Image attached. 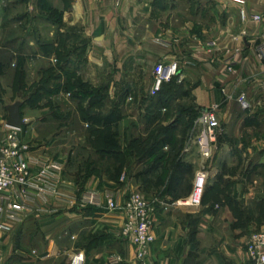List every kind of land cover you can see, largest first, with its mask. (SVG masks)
I'll list each match as a JSON object with an SVG mask.
<instances>
[{
	"label": "crops",
	"instance_id": "1",
	"mask_svg": "<svg viewBox=\"0 0 264 264\" xmlns=\"http://www.w3.org/2000/svg\"><path fill=\"white\" fill-rule=\"evenodd\" d=\"M135 1L138 0H74L69 19L73 25L85 28L92 40L93 54L96 50L114 54L121 68L133 70L143 64L153 78L158 63L178 61L184 77L182 84L193 109L220 105L223 133H232L231 139L220 138L219 158L210 169L209 189L220 184L221 177L222 191H212L216 193L212 202L200 209L177 205L190 196L202 164L197 148L190 147L187 152L190 133L185 131L184 138L178 133L182 140L178 141L180 151L176 150L171 163H166L164 157L156 161L154 189L133 181L120 186L121 181L117 184L105 179L106 184H102L93 177L88 188L100 194L102 203L88 210L77 204L61 205L58 215L31 217L21 224L0 214V264H72L79 254L84 256L83 264H111L115 257L121 259L119 264H143L137 258L135 246L122 237L126 213L122 209L110 211L106 203V197L113 195L119 207H123L129 194L141 188L146 198H153L150 202L155 207L156 241L146 264H253L246 242L264 229V58L257 52L258 47L264 46V20L244 22L240 10L245 8L250 18L264 14V0H243V5L222 0V5L230 4V8L237 10L241 24L236 32L225 30L215 48L200 41L180 47L168 41H151L148 36L137 39L133 28L126 31L120 26L121 21L134 17L129 7ZM230 59L232 72L228 71ZM242 92L247 93L251 103L247 112L236 101ZM228 96L232 99L227 100ZM0 119L1 139L8 121L1 116ZM182 130L179 126L178 132ZM233 148L254 153L242 164L245 169L237 166L236 159H220L226 149ZM177 166L179 170L192 171L180 188H175L177 179L171 186ZM148 176L151 178L140 173L141 183L149 181ZM62 192L69 198L77 196L67 184ZM88 221L92 222L90 231L100 235L84 242Z\"/></svg>",
	"mask_w": 264,
	"mask_h": 264
},
{
	"label": "rangeland",
	"instance_id": "2",
	"mask_svg": "<svg viewBox=\"0 0 264 264\" xmlns=\"http://www.w3.org/2000/svg\"><path fill=\"white\" fill-rule=\"evenodd\" d=\"M221 1L138 0L129 7L134 17L121 21L120 26L126 31L133 28L139 40L148 36L151 41H168L180 47L200 41L215 48L225 30L236 32L241 24L237 10L230 8V4L222 5ZM73 2L0 0V116L7 122V109L21 105L25 122L19 132L22 141L30 146L33 156L59 164L63 187L67 184L75 189L76 204L88 210L91 206L80 201L86 192L92 191L88 186L93 177L102 184H106L105 179L117 184L121 181L120 186L133 181L154 189L155 173L142 183L140 173H146L159 158L145 159L140 151L144 149V153L156 140L166 137L165 131L178 124L180 130L187 128L186 133H190L189 124L179 122V118L182 111L188 113L193 106L187 97H180L186 86L181 89L177 84L180 87L183 80L176 85L170 83V89L177 94L164 108L154 109L151 117L156 119L150 125L147 107L153 99L154 78L143 64L131 70L118 66L114 54L97 50L93 54L92 40L85 34V28L73 25L69 19ZM93 93L106 97L102 116L114 108L120 112L117 130L122 151L118 158L102 153L101 131H93L88 121L96 113L90 105ZM230 133L224 132L221 138L231 139ZM175 141L182 140L176 135ZM177 149L178 145L174 144L163 150L166 163H171ZM253 155L252 151L233 148L226 149L220 159H236L241 167ZM219 185L216 193L222 191ZM208 189L209 184L201 208L216 195ZM141 190L137 189L140 193ZM85 226L88 229L83 232L84 242L99 237L100 234L89 229L92 222H85Z\"/></svg>",
	"mask_w": 264,
	"mask_h": 264
},
{
	"label": "built area",
	"instance_id": "3",
	"mask_svg": "<svg viewBox=\"0 0 264 264\" xmlns=\"http://www.w3.org/2000/svg\"><path fill=\"white\" fill-rule=\"evenodd\" d=\"M233 4L243 5V0H230ZM240 16L244 22H262L264 14L249 17L248 11L241 8ZM258 55L264 58V46L257 49ZM233 60H229L228 71H233ZM184 80L178 61L160 62L154 69L152 96L158 95L165 84L176 80ZM223 94H227L226 89ZM232 99L231 96L227 100ZM236 101L242 111L251 110V103L246 92L237 96ZM220 105L203 109L191 132L189 147L197 148L202 164L194 179L190 196L177 202L179 207L201 208L209 184L210 169L215 164L219 149V140L223 135V127L219 118ZM22 129V128H21ZM21 129L9 128L0 139V214L8 221L21 224L25 219L40 215H58L61 205L76 206L75 198L66 197L63 192V173L59 164L32 155L31 148L19 135ZM82 205L98 206L102 203L97 191L86 192ZM110 211L122 209L126 219L122 228V237L131 242L136 249L137 258L146 264L151 247L156 241L154 234V204L148 201L139 191H132L123 207H119L113 195L106 197ZM246 249L253 264H264V229L252 234L246 242ZM121 259L115 257L111 264H119ZM84 256L79 254L72 264H83Z\"/></svg>",
	"mask_w": 264,
	"mask_h": 264
},
{
	"label": "trees",
	"instance_id": "4",
	"mask_svg": "<svg viewBox=\"0 0 264 264\" xmlns=\"http://www.w3.org/2000/svg\"><path fill=\"white\" fill-rule=\"evenodd\" d=\"M66 71V68L63 66V72ZM171 83H178L177 79L173 80ZM170 84V83H169ZM178 88L182 89V86L184 87V85L181 83L180 87L179 84H177ZM179 90V89H178ZM184 91V90H183ZM181 91L182 95H180V97H188L189 93L187 91ZM174 94H177V92H174L172 89H170L168 84H165L162 87V90L160 93H158V95H156L155 97H153V99H150L149 101L151 102L150 105H148L147 107V115H148V122L150 125H152V123H154V120L156 119V117H151L154 109L156 108H164L165 107V103L170 104L172 102V100L174 99ZM79 96H83L79 95ZM177 96V95H176ZM106 97H103L100 93H93L91 94V102L90 105L92 108H95L96 113H94L92 115V117H90V119L88 120L92 125H93V131H101V135H102V141H103V147H102V153H104L105 155H109L112 159L113 158H118V155L121 153L122 151V146L120 144V141L118 139V124L120 123V112L118 111L117 108H114L111 113H109L108 115H101V111L103 109V105H104V101H105ZM32 102V101H30ZM99 113H98V112ZM201 111V110H200ZM200 111H195L194 109H192L191 111H187L188 113H186V111H182L180 113V118H179V122H184V123H188L189 124V128H190V133L192 132V129L194 127V122L196 121V119L198 118ZM191 114V116H189ZM189 119V120H187ZM187 120V121H186ZM178 122V123H179ZM177 123V124H178ZM178 127L179 124L176 125L175 127H172L169 132V130L165 131L164 134H166L165 138L163 139H159L156 140L153 145H151L148 149L145 150L144 153L141 152V155L143 154V157L145 159L147 158H153V157H157L159 158L158 160L162 159V155H160V153L163 151V148L170 146L173 147V145H178V149L180 151L179 148V143L175 140L176 135H179L178 133H180V135L184 136L185 131L187 130V128H184L181 132H178ZM178 144H177V143ZM156 170V165H152L150 167V169L146 172V174L148 175H152ZM114 172L116 173L117 171L114 170ZM192 171L191 170H187L186 168H183V170H179V166L176 167L175 172L171 178V186L173 185V182L175 181V179H177V184L175 186V188H180L183 185L184 182V178L185 176H187L188 174H191ZM218 181L222 183L221 177H218ZM220 183V185H221ZM187 187V185H186ZM172 189V188H171ZM216 190V186L211 189H209V192H212ZM207 194L205 193V196ZM205 198V197H204ZM194 233V231H193Z\"/></svg>",
	"mask_w": 264,
	"mask_h": 264
},
{
	"label": "water",
	"instance_id": "5",
	"mask_svg": "<svg viewBox=\"0 0 264 264\" xmlns=\"http://www.w3.org/2000/svg\"><path fill=\"white\" fill-rule=\"evenodd\" d=\"M7 110L9 114L7 126L9 128L21 129L25 125V122L23 121L21 116V105L15 104L13 106H10Z\"/></svg>",
	"mask_w": 264,
	"mask_h": 264
}]
</instances>
